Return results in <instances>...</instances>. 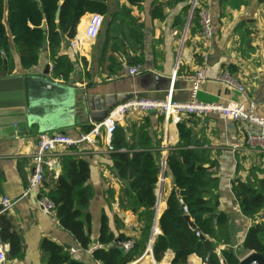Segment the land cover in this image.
<instances>
[{
    "label": "crops",
    "instance_id": "obj_1",
    "mask_svg": "<svg viewBox=\"0 0 264 264\" xmlns=\"http://www.w3.org/2000/svg\"><path fill=\"white\" fill-rule=\"evenodd\" d=\"M107 4L109 12L106 16L89 15L81 21L80 30L92 23L101 27L96 41L85 43L77 54L70 47L71 42L65 41L60 55L70 59L74 70L68 79L56 80L86 89L93 99L108 102V98L126 97L120 107L141 99L163 101L169 92L173 93L175 101L189 102L192 84L188 78L203 70L207 80L198 93L200 102L243 104V94L217 81L219 76L227 73L247 89L258 113L264 116V3L257 0H200L199 6L207 9L213 19L214 35L210 40L203 37L199 18L193 19L194 12L189 8L188 0H145L138 6L127 0H108ZM16 64L17 70L20 69L18 61ZM48 65L53 66V61L46 47L36 67L37 72L42 73ZM132 67H140L141 74L130 77L128 69ZM184 123L193 130L195 140L205 145L217 162L218 212L228 216L227 230L232 243L215 245L211 240L213 247L221 248V262L225 250H233L241 261L249 255L243 251V244L254 222L242 213L233 182L238 179L246 182L254 167H258L259 177L264 179V155L249 151L245 137L248 130L258 132L259 129L227 121L222 115L191 116L184 119ZM88 127L93 126L75 127L66 134L77 137ZM118 127L125 130L127 143L136 146V151L142 150L141 138L147 135L150 138L153 155L160 167L156 211L161 217L167 210L174 185L167 159L170 149L180 142L178 126L156 114H129ZM38 139L35 136L0 141V198L19 199L8 215L24 244L23 258L9 262L46 264L41 244L48 239L69 252L75 250L71 256L82 264H99L93 254L79 247L57 219L39 209L36 195L25 196L34 173L33 157L38 150ZM76 148L77 151L57 149L50 157L54 169L47 175L49 181H54L64 173L63 156L88 162L93 199L87 212L92 220L93 246L97 245L94 241H98L105 215L115 236L123 234L141 246L143 255L132 264H154L153 258L155 264H172L175 253L171 250L160 262L153 255V245L161 230L159 228L154 239L151 232L147 242L146 210L135 213L121 207L124 184L113 172L116 167L106 139L93 146L82 144ZM259 220L264 221V214ZM187 264L204 262L193 255Z\"/></svg>",
    "mask_w": 264,
    "mask_h": 264
},
{
    "label": "trees",
    "instance_id": "obj_2",
    "mask_svg": "<svg viewBox=\"0 0 264 264\" xmlns=\"http://www.w3.org/2000/svg\"><path fill=\"white\" fill-rule=\"evenodd\" d=\"M107 1L0 0V70L8 67L10 74H14L18 61L21 69L31 71L39 65L42 51L48 47L53 61V78L68 79L74 67L67 56L60 55L63 45L65 41L74 39L83 18L93 14L106 16L109 12ZM127 1L138 6L145 0ZM257 1L264 3V0ZM59 9L61 16L58 22L56 17ZM199 13L200 9H195L194 20L199 18ZM44 23L47 24L45 31L42 29ZM177 126L180 142L170 149L167 159L174 185L167 201V210L159 220L161 234L154 242L153 255L160 262L171 250L175 253L172 264H187L193 255L204 260L205 247L185 220L177 190H180L191 219L205 237L213 240L215 245L231 244L232 238L227 230L228 216L218 212L217 162L212 159L211 151L195 140L193 130L187 124L182 122ZM92 129L88 127L85 133ZM124 131L123 128H117L110 146L111 157L124 184L121 207L135 213L146 210L148 242L155 220L160 167L153 155L148 135L141 138L142 150L136 151V146L127 143ZM62 162L64 173L57 180L49 181L47 173L50 171H46L40 197H49L56 206L59 225L74 237L81 249L89 250L93 247L92 220L87 212L93 199V190L89 186L90 166L84 159L69 155L63 156ZM257 168L251 170L246 182L241 179L234 181L233 191L244 216L254 222L243 244V251L264 257V221H257L264 214V179H260ZM214 214H218L216 225ZM0 240L9 247L7 259L10 262L23 258L22 236L16 231L8 213L0 214ZM118 240H121L120 244ZM129 240L132 239L123 234L115 236L104 215L97 245L105 248L94 252V259L99 264H132L141 258L143 250L135 241L134 248L127 253L122 244ZM143 247L145 250L146 245L143 244ZM41 251L46 264H82L72 258L67 248L48 239L43 240ZM222 256L223 262L215 253L211 254L208 264H240L233 250L223 251Z\"/></svg>",
    "mask_w": 264,
    "mask_h": 264
},
{
    "label": "built area",
    "instance_id": "obj_3",
    "mask_svg": "<svg viewBox=\"0 0 264 264\" xmlns=\"http://www.w3.org/2000/svg\"><path fill=\"white\" fill-rule=\"evenodd\" d=\"M200 0H191L190 6L192 11L200 9L199 18L202 35L206 40H210L214 35L213 19L210 12L199 6ZM95 15V14H93ZM89 16V15H88ZM100 16V15H96ZM84 19V18H83ZM82 19V20H83ZM81 20V21H82ZM77 27V33L71 41L70 47L77 54L79 49L83 48L85 43L96 41L101 32V27L98 24H89L85 30H80V25ZM264 54V44H263ZM53 71V66H50ZM140 67H132L128 69L130 77H136L141 74ZM189 81L192 84L191 100L189 102H177L173 99V93L169 92L166 99L163 101H155L150 99L135 100L130 103L124 104L115 109L109 118L101 124L93 126V129L88 133H83L77 137L72 135H63L61 133L45 134L39 137L38 150L33 157L34 173L32 174L25 196L34 194L37 195L41 192L45 173L47 170L53 171L54 161L50 158L57 149L70 150L79 147L82 144L96 145L99 140L105 138L108 149H111V138L117 131L118 126L124 121L129 114H149L153 113L157 116L164 117L171 120L172 123L178 125L184 122V119L191 116L207 117L212 115H222L227 121L244 123L247 126H255L259 129L258 132L247 131L246 145L254 154L264 155V116L260 115L257 111L256 105L250 100L247 89L239 84L231 75L224 73L217 78V81L225 84L231 89L238 90L243 94L245 102L243 104H219L211 103L206 104L198 100V93L201 85L207 80L205 72L200 70L189 76ZM19 199L0 198V214L11 211L18 203ZM39 209L51 217L56 218L55 204L44 196L37 200ZM159 220L160 215L156 211L155 220L152 227V239L159 233ZM135 245V240H129L122 244L123 249L128 253ZM105 247L96 245L89 250L93 254L98 250ZM151 254H152V249ZM8 247L3 245L0 241V264H9L7 259ZM75 250H71L70 254L74 255ZM153 262L155 264L154 258Z\"/></svg>",
    "mask_w": 264,
    "mask_h": 264
},
{
    "label": "water",
    "instance_id": "obj_4",
    "mask_svg": "<svg viewBox=\"0 0 264 264\" xmlns=\"http://www.w3.org/2000/svg\"><path fill=\"white\" fill-rule=\"evenodd\" d=\"M60 16L61 9L56 17L58 22ZM42 29L47 30L46 23ZM125 98L112 97L108 98V102L93 99L86 89L54 79L50 65L42 73H38L36 68L28 72L20 68L13 75L6 67L0 70V141L10 142L56 132L66 135L69 129L75 127L101 124ZM113 172L120 179L118 170L114 169ZM177 195L185 212V220L205 247L204 264H208L213 253L220 258L221 248L215 249L213 242L195 225L181 199L180 190H177ZM213 219L216 225L218 214H214ZM117 243L120 244L121 240ZM94 244H98V241L95 240ZM240 264H264V257L250 253Z\"/></svg>",
    "mask_w": 264,
    "mask_h": 264
},
{
    "label": "bare ground",
    "instance_id": "obj_5",
    "mask_svg": "<svg viewBox=\"0 0 264 264\" xmlns=\"http://www.w3.org/2000/svg\"><path fill=\"white\" fill-rule=\"evenodd\" d=\"M28 185H29V182H28ZM27 188H28V186H27ZM27 188H26V190H27ZM42 190H43V186H42L41 192L38 194V196L36 195V196H37V199L42 198V197H40V194L42 193ZM25 192H26V191H25ZM45 196H46V195H45ZM43 197H44V196H43ZM47 197H48V196H47ZM1 198H3V197H1ZM5 198H9V197H5ZM14 199H18V198H14ZM0 211H1V208H0ZM9 212H10V211H9ZM9 212H6V213H9ZM1 214H2V213H1ZM0 241H1V240H0ZM1 243H2V242H1ZM2 244H3V243H2ZM3 245H4V244H3ZM5 246H7V245H5ZM7 247H8V246H7ZM93 247H94V246H93ZM93 247H92V248H93ZM89 250H90V249H89ZM89 250H88V251H89ZM70 251H71V250H70ZM8 252H9V249H8ZM7 254H8V253H7ZM7 254H6V255H7ZM93 254H94V253H93ZM8 262H9V260H8ZM9 264H11V263L9 262Z\"/></svg>",
    "mask_w": 264,
    "mask_h": 264
}]
</instances>
